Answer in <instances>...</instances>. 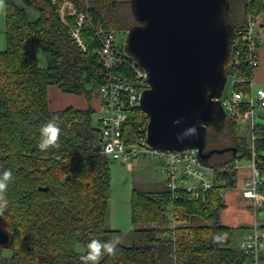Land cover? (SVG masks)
<instances>
[{
	"label": "trees",
	"instance_id": "trees-1",
	"mask_svg": "<svg viewBox=\"0 0 264 264\" xmlns=\"http://www.w3.org/2000/svg\"><path fill=\"white\" fill-rule=\"evenodd\" d=\"M73 2L79 11L86 9L85 0ZM120 5L121 0H92L90 11L107 27L126 31L131 26H125ZM29 9L38 17L32 18ZM263 10L264 0H249L243 6L244 20L239 24L234 19L236 27L244 26L248 15L257 17ZM5 11L6 48L0 51V176L11 171L6 188L0 190V228L10 236L8 244H0L10 252L5 264H252L253 256L236 243V232L242 234L249 227L221 224L223 191L237 183L235 160L251 157L238 124L230 120L225 124L236 141L237 157L230 151L228 169L214 165L222 184L209 192L205 203L179 193L175 237L165 226L167 191L135 188L130 204L137 240L117 243L121 231L105 226L112 160L101 153V131L93 123L91 104L106 81L103 66L91 54L99 44L86 33L89 50L80 51L51 0H24L23 5L5 0ZM231 12L232 0V17ZM38 50L45 56V66ZM243 64L230 67L228 74L251 76L253 69ZM50 85L84 95L89 107L51 110ZM144 115L141 109L130 112L123 126L128 144L137 143ZM50 122L59 128L58 138L41 149V128ZM221 131L208 130L207 150L211 149L208 144L216 146ZM256 133L264 174V126L258 125ZM92 240L111 242L114 251L102 250L97 261H86Z\"/></svg>",
	"mask_w": 264,
	"mask_h": 264
},
{
	"label": "built area",
	"instance_id": "built-area-1",
	"mask_svg": "<svg viewBox=\"0 0 264 264\" xmlns=\"http://www.w3.org/2000/svg\"><path fill=\"white\" fill-rule=\"evenodd\" d=\"M57 6V11L63 23L70 32V37L82 52H88L89 45L86 33L99 44L91 54L98 57L99 63L106 72V81L98 88L100 107L96 109L97 127L101 131V153L112 161L128 164L139 158H156L160 160L164 172V182L167 191V202L164 204L168 218L165 226L174 229L177 226V205L179 193H186L202 202L208 200L209 192L222 184L218 177V169L205 163L198 149L170 151L152 146L148 142L149 116L146 113L138 128V141L128 144L123 138V126L133 110L141 109L143 93L148 89V72L137 61L129 57L123 46L117 42L119 30L109 28L94 16L91 3H86V9L79 11L73 0H51ZM257 17L248 15L246 24L236 29L232 41V61L230 67L241 68L247 64L252 69L258 66L259 45ZM229 67V68H230ZM234 81L231 91H226L229 77ZM226 87L220 97L226 113V121H234L245 126L249 132L248 146L250 174L244 179L242 196L252 201L256 209L264 205V174L261 173L256 141L259 139L255 122L256 114L264 109V89L254 85L253 77L243 74H228ZM234 168L239 169L236 158ZM217 206V204H215ZM240 249L253 256L252 264H262L264 253V224H253L239 238Z\"/></svg>",
	"mask_w": 264,
	"mask_h": 264
},
{
	"label": "water",
	"instance_id": "water-1",
	"mask_svg": "<svg viewBox=\"0 0 264 264\" xmlns=\"http://www.w3.org/2000/svg\"><path fill=\"white\" fill-rule=\"evenodd\" d=\"M136 24L126 33L125 53L148 72L141 99L149 116L148 142L157 148L198 149L203 159L235 146L207 150L208 129L221 131L220 97L228 81L236 25L230 0H130ZM48 189V188H43ZM10 236L0 228V244Z\"/></svg>",
	"mask_w": 264,
	"mask_h": 264
},
{
	"label": "rangeland",
	"instance_id": "rangeland-1",
	"mask_svg": "<svg viewBox=\"0 0 264 264\" xmlns=\"http://www.w3.org/2000/svg\"><path fill=\"white\" fill-rule=\"evenodd\" d=\"M19 5H23L24 0H14ZM92 0H88L91 3ZM249 0H232V20L234 19L238 21L240 24L242 20H244L245 16L242 12L243 6ZM87 3V0H86ZM29 14L32 18H35L36 13L32 9L28 10ZM119 13L123 16L128 25L125 26H133L136 24V20L133 16L131 10L130 0H121V5L119 7ZM5 0H0V46L2 39L4 44L6 45L5 38ZM37 18V17H36ZM127 30H119V37L117 42L120 46H123L124 40L126 37ZM38 55L42 65L45 66L46 60L45 56L40 53L38 50ZM234 78L233 76L229 77V81L226 87V91H231V87L233 85ZM95 96L99 98L98 90L94 93ZM95 98V97H93ZM99 112L93 111V123L95 125L98 124L97 116ZM255 122L259 126H264V109H260L256 114ZM209 132L212 133V128L208 129ZM239 135L246 140L247 143L248 137H250L249 130L243 126L242 124H238ZM243 133V134H240ZM214 133V130H213ZM219 140L213 147V144L209 145V148H222L225 146H234L236 141L232 138V133L229 131L228 126H225L224 129L218 133ZM218 137V136H217ZM242 153H240L241 155ZM238 155V154H237ZM232 158V154L230 151L224 152L222 154H214L212 157L205 159V163L214 166H224L223 168L228 169L230 166V160ZM238 165L239 167L247 165L249 163V159L247 156L238 157ZM223 164V165H222ZM225 164V165H224ZM162 164L160 160L156 158H139L132 162V167L128 164H123L121 162L112 161L111 163V172H112V194L111 198L108 202V209L106 214V223L105 226L108 229L121 231V235L117 237V243L123 244H131L135 240H137V235L135 232H132L135 229V225L131 220V197L133 194V190L136 188L140 191H146L149 193H158L164 190L165 182H164V172L162 170ZM240 171L239 169L237 174V180L240 179ZM226 184V181L223 182ZM242 184L240 181H237L236 187L225 189L223 191V200L225 203V207L221 213V224L227 225L229 227H250L253 224H264V205L258 206L256 209L252 206V201L250 199H246L242 196L241 192ZM241 234V230L236 232V243L239 240V236ZM10 255V252L5 248L0 247V264H5V259H7Z\"/></svg>",
	"mask_w": 264,
	"mask_h": 264
},
{
	"label": "crops",
	"instance_id": "crops-1",
	"mask_svg": "<svg viewBox=\"0 0 264 264\" xmlns=\"http://www.w3.org/2000/svg\"><path fill=\"white\" fill-rule=\"evenodd\" d=\"M34 14L36 15V17H38L37 13H34ZM257 21H258V32L260 35L259 45L257 47L259 64L257 67L253 69L252 77H253L254 85L256 87H261L264 89V10L257 16ZM3 40L4 39H2L0 51L5 50L6 48V45L4 44ZM41 65H42V62H41ZM48 95H49L50 108L53 111L63 110L68 107H73L75 109H80V110H86L89 107V102L84 95L65 93L57 85H50L48 87ZM91 104H92L93 111H96V109L100 107L99 98L95 96V98L92 99ZM240 134H243V133L240 132ZM239 169H241L240 179L237 181H240V183L242 184L244 179L250 174L249 163L247 165L239 167ZM165 189L166 188L164 187L163 191H165ZM246 231L247 230H244L241 236ZM241 236H239V238Z\"/></svg>",
	"mask_w": 264,
	"mask_h": 264
},
{
	"label": "clouds",
	"instance_id": "clouds-1",
	"mask_svg": "<svg viewBox=\"0 0 264 264\" xmlns=\"http://www.w3.org/2000/svg\"><path fill=\"white\" fill-rule=\"evenodd\" d=\"M59 128L53 123H48L41 128V141L39 147L41 149H46L52 145L58 138ZM11 176V171H5L2 176H0V190H3L7 186V181ZM114 244L111 242H101L98 240H92L88 244L90 249L88 255L84 257L86 261H97L102 255V250L107 253H112L114 251Z\"/></svg>",
	"mask_w": 264,
	"mask_h": 264
},
{
	"label": "flooded vegetation",
	"instance_id": "flooded-vegetation-1",
	"mask_svg": "<svg viewBox=\"0 0 264 264\" xmlns=\"http://www.w3.org/2000/svg\"><path fill=\"white\" fill-rule=\"evenodd\" d=\"M210 128H214V127H210ZM216 129V128H215ZM208 151H209V149H208Z\"/></svg>",
	"mask_w": 264,
	"mask_h": 264
}]
</instances>
